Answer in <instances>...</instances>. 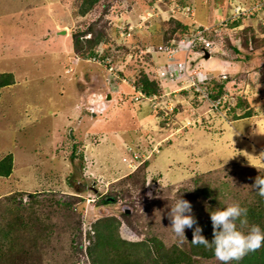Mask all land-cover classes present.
Wrapping results in <instances>:
<instances>
[{
  "label": "rangeland",
  "instance_id": "rangeland-1",
  "mask_svg": "<svg viewBox=\"0 0 264 264\" xmlns=\"http://www.w3.org/2000/svg\"><path fill=\"white\" fill-rule=\"evenodd\" d=\"M80 2L0 0V72L15 78L0 98V157L15 158L14 172L0 177V225L6 230V221H13L10 234L0 239V264H90L91 226L111 215L122 222L119 233L128 240L155 235L166 247L188 248L189 229L181 240L168 227L167 198L181 195L196 214L204 205L194 192L199 178L227 183V198L231 192L239 198L255 191L254 179L264 171V0H99L85 15L77 13ZM182 2L193 8L192 19L181 11ZM254 4L263 9L241 17L239 26L217 30L210 57L191 51L188 58L201 79L227 81V97L235 105L241 100L235 113H214L199 93L180 89L186 82L156 76L167 62L159 47L194 33L192 20L217 27L238 5ZM173 20L188 29L165 39ZM92 23L106 39L97 48L100 54L108 50L100 63L73 48V32ZM126 24L134 29L120 35ZM142 74L156 80L161 93L174 92L173 113L132 99L129 85ZM246 110L252 115L234 120L233 114ZM77 134L84 146L75 151L83 157L71 155ZM12 195L22 205L14 216L6 207L15 203L4 199ZM108 195L115 202L103 204ZM230 198L226 203L234 202ZM20 214L27 225L17 223Z\"/></svg>",
  "mask_w": 264,
  "mask_h": 264
},
{
  "label": "trees",
  "instance_id": "trees-1",
  "mask_svg": "<svg viewBox=\"0 0 264 264\" xmlns=\"http://www.w3.org/2000/svg\"><path fill=\"white\" fill-rule=\"evenodd\" d=\"M99 0H81L77 13L79 15H85L90 11ZM182 5L186 6L184 2ZM175 21V26L170 30L168 36L165 39H170L172 33L180 31L181 29L186 31L188 25L181 23L178 20ZM242 23L241 18L235 21H229V28L239 26ZM218 30L217 27H213L210 31L204 33V37L212 40L215 38L213 35H216ZM252 41H254L256 46V38L252 29H249ZM179 33V32H178ZM87 35H90L87 37ZM218 35V34H217ZM180 37V36H179ZM214 37V38H213ZM105 35L102 30L95 27V24H89L85 28H78L72 34V43L74 50L87 58L97 56L99 59L104 60L107 58L106 49L104 53L99 54L97 48L101 43H105ZM247 39H244L242 45L247 46ZM203 45L202 42H197L194 49L199 50ZM256 48V47H254ZM234 50L237 51V48L234 47ZM113 60V59H112ZM15 82L14 74L12 72H0V98L2 88L9 86ZM215 82V83H214ZM214 84L215 86L211 85ZM226 80H210L206 82L207 90L209 93V98L212 100L221 97L226 93ZM135 84L138 88L144 91L146 94L161 93L159 91V83L156 80L149 79L148 76L142 74L141 77L135 80ZM198 93L197 91H195ZM241 106V100L238 99L237 104L231 107L229 113H235L234 111ZM241 115V114H240ZM238 114H233L235 119L243 118L252 115L251 110H246L243 112L242 116ZM74 149L72 151V156L76 155L83 157L82 152L76 154V149L79 148L77 143H74ZM149 162L145 161L144 166L146 167ZM13 170V154L7 153L5 156L0 158V177H8ZM264 175V171L262 173ZM201 184L194 188L196 195L201 197V202L204 205L201 211H198L195 215L197 222L202 227V235L205 236L209 241L212 240V223L210 220V212L215 211L218 207H222L227 199H233L234 202H239L242 207L248 209L247 218L249 224L259 225L264 231V197H261L258 192L242 193L238 194L231 192V196L227 198V194L224 191L229 192V187L227 183H213L207 182L205 178H199ZM197 181V180H196ZM254 194V202L249 200L250 194ZM31 196L34 194H30ZM236 196V198H235ZM110 195L105 196L101 199L103 204L110 202H115V200H109ZM113 197L117 200V194H113ZM4 199L10 200L12 203H15L13 206L6 207V213L12 214L13 216L16 212L20 211L22 205H20L14 195L11 197L5 196ZM20 201V199H17ZM241 200V201H239ZM68 206L69 203H66ZM27 207V206H26ZM28 208V207H27ZM20 209V210H19ZM36 211L33 209L29 212V216L34 218ZM128 212L123 211V216H127ZM28 217V219H30ZM18 224L27 225V222H24L21 214L19 218H16ZM13 221H6L7 229L0 225V239H5L12 231ZM24 225V226H25ZM123 224L115 216H107L101 218L93 223L91 226L92 231L89 232L90 244L86 247V255L90 260V264H196L198 262L197 258L203 259H213L215 258L214 252L211 249L205 248L203 245L193 244L192 229H189L188 232V248H180L176 245H171L166 247L164 242L156 237L155 235L148 236L146 239H132L128 240L127 237L124 238L123 235H120L119 228H122ZM0 243V254L1 246ZM232 264H264V247L260 249L249 252L239 261H232Z\"/></svg>",
  "mask_w": 264,
  "mask_h": 264
},
{
  "label": "clouds",
  "instance_id": "clouds-1",
  "mask_svg": "<svg viewBox=\"0 0 264 264\" xmlns=\"http://www.w3.org/2000/svg\"><path fill=\"white\" fill-rule=\"evenodd\" d=\"M196 51L200 53L199 57H204L206 52L211 56V52L208 50L204 54H201V49L193 50L194 53ZM181 53L185 55L184 52ZM130 93L132 94V92ZM90 112L93 113L91 110ZM252 187L261 197H264V175L256 176ZM167 199L169 200L167 207L170 209L167 212V218L170 222L168 227L175 236L181 240L187 239L185 229H192L191 242L211 249L215 258L221 264H231L232 261H239L249 252L264 247V231L259 225L249 224L248 209L242 207L239 202L225 203L222 207L210 212L212 240L209 241L202 235L203 229L193 214L192 204L178 194H174Z\"/></svg>",
  "mask_w": 264,
  "mask_h": 264
},
{
  "label": "built area",
  "instance_id": "built-area-1",
  "mask_svg": "<svg viewBox=\"0 0 264 264\" xmlns=\"http://www.w3.org/2000/svg\"><path fill=\"white\" fill-rule=\"evenodd\" d=\"M263 8L261 4H254L250 7H245L242 5H238L235 9L234 14L227 16L228 18L225 20H221L219 23L220 26H218V30L221 29L222 25L226 24L228 25L229 21H235L240 19L241 17H251L254 16L259 10L261 11ZM188 18H193L194 16V10L191 9L188 6L182 7L181 10ZM190 16V17H189ZM193 23L197 24L195 20H192ZM194 27L196 28L194 33L184 35L183 37L177 39H172L169 42L161 45L159 48L163 52L166 53L167 62L162 63L160 66L156 69V76L160 79H169L171 81L177 80V81H183L185 86H182L180 89H192L193 91H197L202 98H204L210 106V111L212 110L214 113H220V114H227L231 107L235 104L234 101H232L229 97H227V94L224 93L221 97H218L215 100H212L209 98V93L206 87V81L205 78L201 79L199 76L200 73L196 69L195 65L193 64L192 60L189 61V53L194 50V47L197 42H202L203 45L201 46V54H204L206 50L210 51L213 48V42L209 39H206L204 37V33L207 31H210L212 27L200 25ZM223 27V26H222ZM120 35H130V32L134 29L131 25H123L122 27H119ZM97 52L100 54L97 50ZM184 52L185 56L183 59H178L175 57V55ZM90 61L94 62H102V59H99L97 56L89 57ZM108 71L110 75L114 76V78L118 77V75L113 70V67L109 62H107ZM119 79V77H118ZM123 82L125 81V78H121ZM130 88L132 89V99L135 102L138 103H147L150 107H152L155 110L163 111L165 115H169L173 113L175 110L174 105V97L175 94L173 91L165 92V93H153V94H146L144 91H142L140 88H138L135 84H130ZM179 91V90H175ZM187 91V90H186ZM203 118H200L198 116L196 118V121L202 122Z\"/></svg>",
  "mask_w": 264,
  "mask_h": 264
},
{
  "label": "crops",
  "instance_id": "crops-1",
  "mask_svg": "<svg viewBox=\"0 0 264 264\" xmlns=\"http://www.w3.org/2000/svg\"><path fill=\"white\" fill-rule=\"evenodd\" d=\"M217 48H218V47H217ZM195 54H197L198 57L200 56V53L197 52V51L195 52ZM234 120H236V119H234ZM237 120H238V119H237ZM72 135H73V137H74V134H72ZM77 136H78V134H77ZM80 138H81V137L78 136V139H79V141H78V142H79L78 147H79V148H82V147L84 146V144H83L82 142H80V141H81ZM73 142H74V143H78V142H77V139L74 140ZM81 144H83V145L81 146ZM5 154H6V153H5ZM71 155H72V154H71ZM3 156H4V155H3ZM3 156H1L0 158H2ZM14 169H15V158H14V155H13V170H12V173L14 172ZM12 173H11V174H12ZM11 174H10V175H11ZM10 175H9V176H10ZM9 176H8V177H9ZM28 193H29V192H28ZM73 194H75V193H73Z\"/></svg>",
  "mask_w": 264,
  "mask_h": 264
},
{
  "label": "water",
  "instance_id": "water-1",
  "mask_svg": "<svg viewBox=\"0 0 264 264\" xmlns=\"http://www.w3.org/2000/svg\"><path fill=\"white\" fill-rule=\"evenodd\" d=\"M60 33H65V30H62ZM210 56V54L208 52L205 53L204 58L207 59ZM107 98L110 99L111 98V94L108 93L107 94ZM126 212H129V210L126 209Z\"/></svg>",
  "mask_w": 264,
  "mask_h": 264
}]
</instances>
